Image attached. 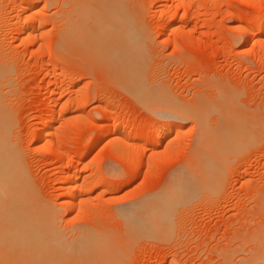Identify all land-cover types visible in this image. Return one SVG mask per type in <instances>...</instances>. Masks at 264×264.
<instances>
[{
  "label": "rangeland",
  "instance_id": "rangeland-1",
  "mask_svg": "<svg viewBox=\"0 0 264 264\" xmlns=\"http://www.w3.org/2000/svg\"><path fill=\"white\" fill-rule=\"evenodd\" d=\"M14 1L0 0V67L6 70L0 106L24 170L26 189L17 204L37 218L56 212L61 221L37 222L52 232L49 252H33V243L19 250L20 244L10 240L1 244L11 251L0 254V264H261L264 34L244 30L264 13V0H185L191 2L190 15L179 20L178 2L174 25L168 23L172 1L160 11L159 0H125L123 6L132 8V19L140 24L134 29L139 35L142 29L146 40L141 79L151 93L154 87L163 92L162 99L151 95L159 107L141 98L142 106L122 90L104 66L105 57L92 53L91 45L81 59L76 46L56 44L62 12L74 17L82 1L92 7L111 0H38L36 10L20 18L29 31L19 36L6 27ZM38 13L46 18L40 21ZM52 65L64 71L49 69ZM50 91L59 115L46 151L40 136ZM154 124L173 127L172 137L156 143L163 133L155 132ZM113 131L120 135L112 137ZM221 139H228L227 145ZM218 156L225 158L222 163ZM77 173L88 176L81 188L92 190L65 206V177ZM170 178L182 179L188 196L184 193L175 207L169 229L129 225V210L158 206L155 201ZM95 184L101 189H93ZM14 226L10 230L17 231ZM31 227L34 236L38 227Z\"/></svg>",
  "mask_w": 264,
  "mask_h": 264
},
{
  "label": "bare ground",
  "instance_id": "bare-ground-1",
  "mask_svg": "<svg viewBox=\"0 0 264 264\" xmlns=\"http://www.w3.org/2000/svg\"><path fill=\"white\" fill-rule=\"evenodd\" d=\"M98 1H101V0H98ZM98 1H96V3H99ZM111 1L112 2L109 1V3H107V1H105L107 4H98V5L95 4V6H92L94 8L88 7L89 4L88 3H86V4L82 3L83 1L79 5L80 7L77 6V4H75L76 7H79V8L78 9L76 8V11H75L74 10L75 5H73V7L71 6L73 8V9L72 8L71 9L74 10V17H72V16L70 17V15H68V14L66 15V13L62 12L64 15L61 13L60 14L61 18L59 20L61 23V25L59 27V28H61L60 29L61 30L60 31V37H58L59 40L57 41L56 44H58V42H59V45H62V44H63L62 46L67 45V46H70V48L72 47V49H73V46H76L79 49L80 56L82 57V58L80 57L81 59H84L86 57V54L88 51L87 50L88 46L91 45V48H93V52L91 50L89 52L99 53L98 54L99 57H100V55H103L105 57V59H104L105 61L104 60L103 61H104V63L106 62V65L102 62H101L102 63L101 65L104 64V66H106V67L108 66L107 67L108 71H113L114 75H116V77L119 79V80L116 79L117 81H119V83H118L120 85L119 87H121V89L123 88L122 90L128 91L127 93H129L134 99L135 98H137V100L139 99L140 100L139 102H141V100H143V99L144 100L146 99L145 103H146V101H148L147 103H149L150 99L154 95L158 96L159 93H158V91H156L157 87H154L156 90H153V93H151L152 90H150V89H152V88L151 87H149V88L145 87L144 86L145 84L143 85L144 82H142L143 80L141 79L142 74L144 75L143 71H145V70H142L143 66H145L144 65V62H145L144 56L146 55V54L144 55L143 49H145L147 47V46L145 48L143 47L144 41H146V40L143 39V41H142L143 36L140 37L144 33L142 34V31H141L142 29L140 27L139 28L141 29L140 30L141 35L138 34L139 30H137V31L135 30V29H137V27H135L134 25H135V23L139 24V22L134 23V21L132 19V17H134V16L131 15V14H133V12H131L132 8L130 10H127L125 7V4L123 6V3H126L125 0H124V2L122 0H111ZM159 1H161V2H159L160 4L157 8L160 11H162L165 4L169 0H159ZM170 1H172V4H171L170 9H169L170 14H169V22L168 23L170 25H172V24L174 25V23H176V21L178 19L174 15V8L176 7V4H178V2H179V5H181V9L183 10V14L179 18V20L186 18L187 14L190 15V13H189L190 9L188 10V8L190 7V4H191L190 1L188 4L185 2V0H170ZM14 4H15V6H14V10H13L14 12L12 13L13 15L8 20L6 27L8 29L14 28V30L18 33V36H19L20 34L25 32L26 29L28 30V28H27L28 25H26L25 22H23V23L19 22L20 18H22L23 14L25 12H27V11L30 12V11L36 10V8L38 7V0H15ZM83 4H85V5H83ZM198 4H199V2H198ZM64 7H66V6H64ZM124 7H125V9H124ZM72 10H70V7H69V10H67V11H69L72 14ZM92 10L95 12H92ZM136 11L139 12V9L138 10L136 9ZM128 12H130L129 13L130 15L128 14ZM136 14H137V12H136ZM62 15L64 17H62ZM56 16H58V15H56ZM44 18H46V17H44L43 13L37 14V19H39L40 21ZM88 22H89V24H87ZM168 23H167V25H169ZM248 26L249 27H246L247 29L244 30L246 35L248 33H250V31L258 33V35L264 34V13L261 15V17L254 19L253 22ZM6 27H4V28H6ZM89 29H91L92 31H89ZM0 30H1V26H0ZM56 46H58V45H56ZM60 48H62V47H60ZM56 50L58 52V49H56ZM146 50H147V48L145 49V51ZM57 52H56V55H57ZM74 55H75V53H74ZM92 56H94V55H92ZM92 56H91V58H93ZM103 56L101 58H104ZM88 57H90V56H88ZM145 59H147L146 56H145ZM97 60H98V57H97ZM0 61H1V59H0ZM3 64H6V63L3 62ZM145 67H147V66H145ZM49 69H51L53 71H64L60 66H53V65L51 67L49 66ZM109 69H111V70H109ZM140 70H141V72H143L142 74H141ZM5 71H4L3 67H0V81L6 75ZM71 85H72V83H71ZM54 86L57 87L58 84H54ZM151 86H154V85H151ZM68 87H70V86H68ZM161 92L159 95H162ZM151 95H153V96L151 97ZM48 96L49 97L47 99H48L49 104H48V106L46 105L48 107V112H47L48 117L44 123V127L42 128L41 136H40L41 142H45L47 144V146L45 148L46 151L47 150L50 151L49 149L52 146V145L50 146V143L48 144V139L52 134V125L56 122L57 115H59L58 114L59 110L56 107L57 105H55V103L53 102L54 93L50 91V93H48ZM141 98H143V99H141ZM153 98H155V97H153ZM159 98H161V97H159ZM159 98H157V99L159 101H162ZM151 101H152V102H150L151 104H153V105L157 104V102H154V99L153 100L151 99ZM226 102H224V103H226ZM141 104L143 106L144 102H141ZM222 104H223V102H222ZM157 106H158V104H157ZM216 107H218V106H216ZM222 109H224V108H222ZM2 112H4V108H2L0 106V254L2 255L6 251H8V252L11 251L10 247L8 248L7 245L5 247H1V244H7V242L11 240L15 243L20 244L19 250L22 248L23 245H25V247H26L27 243H30V244L33 243L32 245L34 247H32L31 250L33 252L39 251V254L41 253L40 255H42V254H44V252H46L48 245L51 242L49 236L51 237L50 233H52V232L47 233V231L43 230L44 228H42V224H40V223L46 222L49 224H57L58 222L61 221V218L55 217L58 215L56 212H54V213H56V215H53L54 214L53 213V214H48V215H44L40 218H37L36 216H32L30 214V212L26 213L24 211V209L20 208V205L17 204V203H19V204L21 203L18 201L19 196H20V194L22 195L26 189V187L22 184V178L24 176V173H23L24 170L22 169V161L20 159L19 153L17 152L16 146H15V144H13V141L9 140L8 134L6 133V129L3 126V123H2L3 113ZM184 113H185L184 115H186V112H184ZM228 113H230V112H228ZM224 121H226V120H224ZM228 123H227V125H228ZM224 124H225V126H227L226 123H224ZM103 125H104V123H100V124H98V127H103ZM202 125L203 124H201V126ZM238 125H237V127H238ZM151 126L152 125H150V127ZM153 127L155 129V132L163 133L161 136H157V138H156L157 142L156 143L167 141L173 135V132H172L173 127L171 128L169 125H166L162 128V127H159L158 125L154 124ZM239 129L241 131V128H239ZM113 132L111 133L112 137H116L117 135L118 136L120 135L119 134L120 131L118 133H116L117 131L114 133ZM106 135H107V133L102 132V134H100L99 139L104 140ZM123 137L127 138L128 136L123 135ZM220 137H221V135H220ZM226 140H228V139H225L222 141L224 143H226ZM238 140L240 141L239 138H238ZM232 141H233V139H232ZM235 141H236V138H235ZM229 142H231V139L229 140ZM224 143H222V145H224ZM226 145H227V143H226ZM223 150H224V148H223ZM219 152H222V151L219 150ZM231 153H232V151H231ZM86 154H89V153L87 152ZM217 155L215 157H217ZM222 155H225V152H224V154L221 153V156ZM84 156H85V154H84ZM219 157L220 156H218V158ZM86 158H89V155ZM207 158H211V157H207ZM219 159H221V163H222V160L225 158L223 157V159H222V157H220ZM210 161H212V160L209 159L207 162L210 164L211 163ZM216 161L218 163V160H216ZM213 162H215V161H213ZM208 163H206V164H208ZM220 165H222V164H220ZM212 167H213V165H212ZM212 167L210 166V168H212ZM216 170H219V169H217V167H216ZM87 177L88 176H84L82 173H77L74 176L66 175V177H65L66 185H65V188H63V190H62V191H64V195H65L64 200L67 201V204L65 202V204H66L65 206H67L69 203H70L69 205H71V203L74 200H78V199L82 198L84 195L88 194L92 190V189H88L85 186H83V188H81L82 186H80V184H79L81 181H86ZM208 179H209V175L207 177V181H208ZM181 181H182V179H177V178L175 179L174 178V179L167 181L166 184H164V187L160 193V196L155 201V203L158 204V206H152L150 209H148L149 206H147V207L140 206L139 208H136L137 211H136V209H131V211L129 210L130 213L129 212L128 213L130 215L127 213V215H128L127 219L128 220L126 219L127 222H129V225L135 226L138 224V225H141L142 227L147 228L149 231H153L154 229L156 230L157 226H164L165 230L169 229L170 221H171V218L173 216L172 214L176 210V208H177L176 206L181 204L180 203L181 199L184 197L186 187H188V186H185L186 184L184 182H181ZM211 184L212 183H210V185ZM93 189H101V188H100L99 184L98 185L95 184L93 186ZM186 193H188V189H187ZM192 194H193V192H192ZM190 195H191V193H190ZM187 196H188V194H186V197ZM57 217H59V216H57ZM37 222H40V223H37ZM12 224L15 225L14 227L19 226V228L16 229L17 231H13V228H12V230H10L9 226H12ZM29 225H36L38 227V230L34 236H32V233L30 231L34 230L35 228L34 227L29 228ZM19 233H20V235H19ZM51 238H53V237H51ZM49 249L50 248H48L47 252H49ZM51 251H53V250H50V253H51ZM50 253H48V254H50ZM53 253H54V251H53ZM37 254H38V252H37ZM263 259L259 258V260L262 262H260L259 260L258 261L261 264L262 263L264 264Z\"/></svg>",
  "mask_w": 264,
  "mask_h": 264
}]
</instances>
